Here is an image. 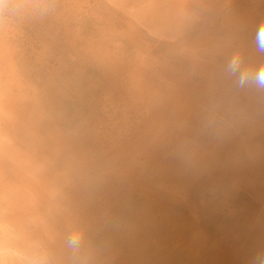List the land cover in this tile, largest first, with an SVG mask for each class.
Returning a JSON list of instances; mask_svg holds the SVG:
<instances>
[{
    "label": "rangeland",
    "instance_id": "obj_1",
    "mask_svg": "<svg viewBox=\"0 0 264 264\" xmlns=\"http://www.w3.org/2000/svg\"><path fill=\"white\" fill-rule=\"evenodd\" d=\"M261 24L264 0H0V245L12 229L48 264H251L264 88L239 74L264 66Z\"/></svg>",
    "mask_w": 264,
    "mask_h": 264
},
{
    "label": "clouds",
    "instance_id": "obj_2",
    "mask_svg": "<svg viewBox=\"0 0 264 264\" xmlns=\"http://www.w3.org/2000/svg\"><path fill=\"white\" fill-rule=\"evenodd\" d=\"M22 6H18L16 11H22ZM53 9L45 7L41 9V14H46ZM257 45L260 51H264V24H261L257 31ZM240 69V60L233 57L228 64V71L236 74ZM239 83L255 84L258 87L264 88V66H261L257 71L250 72L248 70L241 71L239 74ZM9 239L12 241L8 243ZM22 237L15 233L12 229H6L5 245L0 249V264H48L47 256L44 253L36 251L35 249H28L16 245ZM81 234L78 232L71 233L66 240V246L70 250L71 255L76 257L81 251ZM7 258V259H5ZM251 264H264V251H258L252 257Z\"/></svg>",
    "mask_w": 264,
    "mask_h": 264
},
{
    "label": "bare ground",
    "instance_id": "obj_3",
    "mask_svg": "<svg viewBox=\"0 0 264 264\" xmlns=\"http://www.w3.org/2000/svg\"><path fill=\"white\" fill-rule=\"evenodd\" d=\"M2 241H4V240H2ZM2 241H1V243H3ZM18 242H20V241H18ZM18 242H17V243H18ZM21 242H22V241H21ZM8 243H9V241H8ZM10 244H11V243H10ZM22 244H23V243H22ZM24 244H25V243H24ZM4 245H5L4 243H3V245L1 244V245H0V249H2V248L4 247ZM17 246H18V245H17ZM25 246H26V245H25ZM25 246H24V247H25ZM19 247H20V246H19ZM26 247H27V246H26ZM28 249H29V248H28ZM0 258H4V257H0ZM5 259H7V258H5ZM49 263H50V262H49ZM10 264H11V263H10ZM50 264H51V263H50Z\"/></svg>",
    "mask_w": 264,
    "mask_h": 264
}]
</instances>
